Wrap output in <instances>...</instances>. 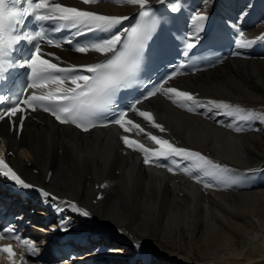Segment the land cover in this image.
Instances as JSON below:
<instances>
[{
    "label": "bare ground",
    "instance_id": "bare-ground-1",
    "mask_svg": "<svg viewBox=\"0 0 264 264\" xmlns=\"http://www.w3.org/2000/svg\"><path fill=\"white\" fill-rule=\"evenodd\" d=\"M163 1L191 20V33L197 39L214 21H226L243 30L241 39L255 41L248 47L238 46L235 53L239 55L234 53L217 67L179 75L164 86L194 93L202 102L224 101L264 113V57L252 53L264 46V39H259L264 36V0ZM50 2L126 17L139 9L138 5L114 0L88 5L82 0ZM197 14L207 19L197 23L193 20ZM96 54L61 52L58 57L81 62L99 58ZM138 108L153 113L166 128L159 133L130 113L146 131L198 151L226 166L227 171L214 176L193 171L190 177L182 171L191 168L189 161L178 160V168L171 160L165 161L163 164L173 167L175 173H183L173 174L165 167L145 165L141 153L125 147L120 139L123 135L154 147L135 130L124 133L113 126L80 133L42 113L28 117L22 131L11 130L3 121L0 147L22 179L58 198L50 197L51 204L66 200L64 206L74 217L67 230L72 231L75 225L97 229V224L114 230L111 244L121 245L111 247V251L122 260L132 257L133 261L139 256L151 264H264V119L240 121L222 109L209 107L189 113L163 93ZM229 124L246 128L236 133ZM195 176L202 177V182L196 183ZM4 182L11 179L6 177ZM204 183L212 187L204 188ZM73 203L90 215L76 212Z\"/></svg>",
    "mask_w": 264,
    "mask_h": 264
},
{
    "label": "snow or ice",
    "instance_id": "snow-or-ice-1",
    "mask_svg": "<svg viewBox=\"0 0 264 264\" xmlns=\"http://www.w3.org/2000/svg\"><path fill=\"white\" fill-rule=\"evenodd\" d=\"M98 2L100 0H82L85 5ZM114 2L138 5L141 9L139 16L143 22L131 29H125L123 32H113L128 17L100 14L77 7L65 6L61 3H51L50 0H27L28 6L23 9L9 7L6 0H0V81H5L8 78V73L14 68H27L29 69L28 79L30 81L28 87L35 90H47L40 91L39 94L33 91L23 99L19 97L10 99L0 95V104L5 102L9 104V107L0 110V121L7 120L13 130L19 128L22 131L27 118L25 115L27 110L35 112L39 108L52 115L60 124H72L84 132H89L98 126L108 127L110 124H115L124 133H132L135 130L137 135L143 134L148 141L152 142L154 147L150 148L129 135L120 137L126 148L143 155L145 165L165 167L167 171L176 174L173 167L161 164L160 161L171 160L178 168V160H187L190 162L191 168H184L182 171L190 177L193 171L202 172L207 176L226 172V166L214 162L198 151L178 146L169 139L146 131L141 123L131 119L129 113H135L151 128L157 129L159 133L166 131L164 125L156 121L153 113L140 110L137 107L142 102L140 100H137L131 108L117 113L114 119L99 122V117L110 111L112 97L115 93L128 86L134 69L147 42L152 38L153 32L151 23L147 22L146 19L150 15L149 11L146 10L148 0H114ZM173 11H177V9L173 8ZM28 17L37 23L53 22L58 24L59 28L75 29L77 35L95 32L112 33L108 38H100L82 44L76 43L74 48L78 53L95 52L105 56V59L98 63L61 67L59 63L43 58L41 41L55 47L62 45L51 39H46L42 31H23L25 20ZM206 19L207 17L203 14H197L193 17L197 23ZM240 36L243 37V33H240ZM259 39H264V36L259 37ZM21 42L32 45L33 52L28 60L17 63L12 59V55ZM197 42L196 37H190L182 54L187 57ZM66 43L72 44L73 41L70 39ZM236 43L238 46L248 47L255 41L238 39ZM234 55H239V53ZM54 58L57 61L60 60L58 56ZM174 75H170L169 79H172ZM66 84L71 86H66ZM49 85H55V88L50 89ZM158 93H163L173 104L189 113H195L200 108L209 107V110L211 108L222 109L225 115L240 121L250 120L253 117L264 119V113L257 114L224 101L209 100L202 102L194 93L164 85L148 92L144 99H149ZM18 114H20L19 125L14 119ZM228 127L236 133L244 131L242 127L236 124H229ZM0 168L3 169V176L11 179L22 188L31 189L35 187L22 179L5 163L3 158H0ZM193 178L196 183L202 182V177L195 176ZM103 186L101 185V187ZM203 187L209 188L212 185L204 183ZM38 190L44 197L58 199L43 189ZM71 206L84 217L90 215L87 210L77 207L74 203ZM3 238L19 241L20 246L26 248L29 253L38 252L31 240L21 239L12 228L5 227L0 230V239ZM0 253L7 254L9 264H17L11 246L0 247ZM20 264H26L23 256H21Z\"/></svg>",
    "mask_w": 264,
    "mask_h": 264
},
{
    "label": "rangeland",
    "instance_id": "rangeland-1",
    "mask_svg": "<svg viewBox=\"0 0 264 264\" xmlns=\"http://www.w3.org/2000/svg\"><path fill=\"white\" fill-rule=\"evenodd\" d=\"M245 126V125H244ZM244 126L242 127V128H244ZM245 128H246V126H245ZM184 161H186V160H184ZM185 163V162H184ZM176 174L177 175H183V173L182 172H176ZM253 185L252 184H250L249 185V187H252ZM246 187H248L247 185H246ZM248 192H251V191H254V190H247ZM154 256V254L152 253L151 255H150V258H152ZM123 258V257H122ZM112 259H109V260H107V261H111ZM119 260V259H118ZM122 259H120V261H121ZM139 260H141V258L139 257L138 258V262H140ZM134 261V260H133ZM142 261V260H141ZM151 262V261H150ZM107 264H108V262H107Z\"/></svg>",
    "mask_w": 264,
    "mask_h": 264
}]
</instances>
